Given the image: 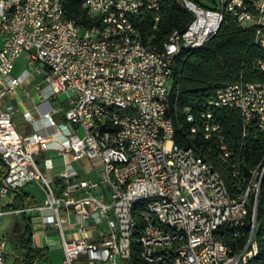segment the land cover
Masks as SVG:
<instances>
[{
	"label": "built area",
	"instance_id": "1",
	"mask_svg": "<svg viewBox=\"0 0 264 264\" xmlns=\"http://www.w3.org/2000/svg\"><path fill=\"white\" fill-rule=\"evenodd\" d=\"M160 1L83 0L82 7L92 18H110L116 25V32H103L95 25L68 28L58 22L53 17L55 0H0V216L49 211L43 224L59 233L62 264H129L124 258L125 232L135 227L127 220V207L137 200H150V208L138 212L145 218L143 237L137 240L142 241L143 259H153L154 264H176L179 259H186V264H248L251 256L259 197L254 184L251 189L238 185L231 195L199 150L171 141V119L161 120V112L168 108L173 56L183 47L204 44L225 18L251 28L255 44L264 49V0H249L248 8H241L238 0H210L213 8L179 0L191 13L190 22L170 43L155 45L142 35L138 21L150 14L155 28ZM133 33H140V43H133ZM23 53L28 64L45 70L47 98L67 94L61 119L55 120L53 108L42 110L38 120L43 126L27 134L17 131L13 107L4 103L22 84V78L12 76V68ZM257 65L264 67L261 62ZM152 94H162L165 104L152 102ZM105 105H114V112H105ZM221 108L240 111L243 136L250 125L264 134V85L239 80L218 88L200 105L198 127L192 129L202 130L207 139L218 135L214 111ZM189 109L184 111L188 114ZM23 117L30 125L37 121L29 112ZM107 139L130 146L131 155L108 149ZM220 148L227 157L225 145ZM47 151L69 153L72 161L99 163L101 183L111 200L103 203L89 193L97 182H69L77 174L69 162L59 172L66 184L63 197H56L53 177L41 172L34 159L35 153ZM112 156H120V163H112ZM107 171H115L121 186L105 182ZM236 173L233 170V177ZM32 182L44 192L42 205L5 211L8 195ZM74 192L81 196H70ZM61 210L66 217L71 211L81 228L87 219L94 224L105 221L102 240L65 239L66 217L60 216ZM224 226L232 246L215 242ZM246 227H253L250 250L241 247V231ZM8 244L0 236V264H10Z\"/></svg>",
	"mask_w": 264,
	"mask_h": 264
},
{
	"label": "trees",
	"instance_id": "2",
	"mask_svg": "<svg viewBox=\"0 0 264 264\" xmlns=\"http://www.w3.org/2000/svg\"><path fill=\"white\" fill-rule=\"evenodd\" d=\"M192 1L203 6L202 1L210 0ZM82 2L83 0H62L63 16L82 28L99 25L98 20L92 18L82 7ZM191 18V13L179 5V0H161L159 21L155 28L151 30L153 18L150 14H145L143 20L138 21V27L143 36L151 38L152 44L160 45L173 31L184 30ZM259 62L264 64V49L255 44L253 30L242 28L227 17L219 30L204 44L193 50L182 49L174 57L172 64V87L167 100L166 117L173 123L174 143L183 147L194 146L199 150L206 162L220 175L231 195L236 193V186L244 183V186L246 185L250 170L264 157V134L250 125L243 136L242 116L235 108L214 111V120L219 124L220 132L209 139L204 137L202 130L191 133L190 128L193 124L198 127L197 110L218 88L239 80L264 85V67H259ZM185 107H190L195 115L194 123L185 119ZM221 144L225 145L229 153L227 157L220 148ZM235 169L237 173L233 177L232 172ZM258 194L254 233L258 242V255L249 264H262L264 261V180ZM20 196L21 202L25 203V195ZM138 209V205L133 209L136 231L132 237L131 263L145 264L140 259V244L137 241L141 228ZM19 217L7 235L8 242L20 248L19 257L13 264H32L44 260L43 252L31 247L29 218L23 213L19 214ZM217 233L219 235L215 236L218 240L232 246L231 234L226 226ZM241 240L243 244L244 238L241 237Z\"/></svg>",
	"mask_w": 264,
	"mask_h": 264
},
{
	"label": "crops",
	"instance_id": "3",
	"mask_svg": "<svg viewBox=\"0 0 264 264\" xmlns=\"http://www.w3.org/2000/svg\"><path fill=\"white\" fill-rule=\"evenodd\" d=\"M24 61L28 64V60L26 56H24ZM16 63V61H15ZM14 63V64H15ZM34 69L31 73L28 70H23L18 74H13L12 68V76L17 78H22V84L18 86L13 93L7 95L4 98L5 105H11L13 107L12 120L20 134H27L32 131L33 128H40L43 126V122L38 120L39 113L42 110H50L51 108L56 110L54 114V118L56 121L61 119V112L66 109L67 104L66 100L63 102H59L55 107H52L48 102V93L49 90L45 86V70L37 64H33ZM43 75L42 84H37L34 87L29 86L32 84L33 79L39 74ZM41 104L40 106L38 104ZM29 112L37 121H35L34 125H30L23 117L24 113ZM35 162L40 169L41 172H48L53 177V189L55 192V196L58 198L63 197V192L65 189V182H63L59 178V172L62 170L64 163L69 162L76 170L77 174L75 177L69 178V182H76L80 179L87 180L89 182H97L99 183L98 187L89 192L91 195L95 196L103 203H107L111 200V195L109 189L101 183V170L102 167L99 163L96 165L93 164L88 159H81L78 161H72L71 155L66 153L64 155L58 154L55 151H47V152H38L34 155ZM47 160L49 161L47 163ZM50 163V167L47 166ZM47 164V166H46ZM21 194L25 195V203L21 202ZM70 196L80 197L81 194L79 192L71 193ZM45 195L44 192L38 187L36 183H28L23 186L17 192H12L8 195V197L4 201L3 207L5 211L15 210L20 206V208H35L42 205L44 201ZM11 202H8V200ZM13 206V207H12ZM13 216V221L11 222V226L4 235L7 238L11 227L14 221H18L20 219L19 214L9 213ZM49 211H32L29 214H25L31 223V235H30V244L34 249L41 250L44 254V260L49 261L53 254L58 253L60 257H62L63 253L59 245V233L56 229L50 227H44L43 217L45 215H49ZM67 212L65 210L60 211V216L66 217ZM63 235L65 239H73V240H86L88 242H97L102 240L101 236L106 232L107 227L105 221H100L97 224H94L91 219H87L85 227L81 228L79 224L76 223L74 214L69 211L68 216L66 217V221L62 226ZM8 240V238H7ZM11 251L13 253L14 259H12ZM20 248L17 245H13L9 242L7 248V254L9 263L13 264L15 259L19 257ZM38 261L33 262L32 264H37Z\"/></svg>",
	"mask_w": 264,
	"mask_h": 264
},
{
	"label": "bare ground",
	"instance_id": "4",
	"mask_svg": "<svg viewBox=\"0 0 264 264\" xmlns=\"http://www.w3.org/2000/svg\"><path fill=\"white\" fill-rule=\"evenodd\" d=\"M238 1L241 5V8H248L249 0H238ZM87 13L90 15L89 12ZM53 17L58 22L68 24V28H82V27L74 25V23L70 22L71 20L69 21L63 16L62 0H55V4L53 5ZM98 22H99V25H95V27H103V32H116V25L114 24V22H110V18H103V19L98 20ZM153 29L154 28H152L151 30ZM176 32L178 31L176 30L173 31L170 34V36L167 38V40H165L162 43H170L171 40H173L174 34H176ZM133 43H140V33H133ZM200 46L201 45L186 46V47H183L182 49L193 50ZM180 51L181 50H178L177 53L173 56V61H174V57ZM172 64L173 63H171V75H172ZM171 85H172V81H171ZM152 102H156L157 104H165V97L162 94H152ZM105 112H114V105H105ZM184 113H185V119L188 122H191V123L195 122V115L191 112L190 109H189L188 114L186 111H184ZM197 116L199 117L198 113H197ZM168 119L169 117L168 118L166 117V111H162L161 120H168ZM171 125H172L171 141L174 142V127H173L172 121H171ZM192 127H196V125L193 124L190 128V132L195 133L196 130H193ZM107 147L108 149H115L117 153L123 154V156L131 155V147L124 143H117L115 139H107ZM112 163H120V156H112ZM252 170H256V176H253ZM252 170H250V176H249V179L247 178L248 181L246 185L244 186V189H251V187L254 184V191H256V194H258L261 182L262 180H264V161H261L259 163L258 169L256 166ZM105 182L107 184H114V186H121V179H117V177L115 176V171H107L105 173ZM137 205L139 207L138 212L143 211L144 209L150 208V200H137L134 203H130L129 206L127 207V220H129L130 222V227H135V229H129L127 230V232H125L124 258L128 261L129 264H133L131 263V244H132V237L136 231V220L134 219V216H133V209ZM138 216H139V219L141 220V228L139 229L138 239H142L143 226H145V218H144L143 213H138ZM245 230L242 229L241 231V237L244 238V242L243 244H241V247H243V250H250L251 243H252V237H253V227H250L249 230L247 231ZM215 242L223 243L222 241L218 240L216 236H215ZM139 244H140V249H142V241H139ZM257 255H258V242L256 241L255 234H254V246L252 247L251 256H248V264L253 258H256ZM139 256H140V259L145 264H154L153 259H143L142 252H140ZM176 264H186V259H179L177 260Z\"/></svg>",
	"mask_w": 264,
	"mask_h": 264
},
{
	"label": "rangeland",
	"instance_id": "5",
	"mask_svg": "<svg viewBox=\"0 0 264 264\" xmlns=\"http://www.w3.org/2000/svg\"><path fill=\"white\" fill-rule=\"evenodd\" d=\"M212 1H214V0H212ZM201 4L203 6L208 7V8L214 7L213 3L210 1H202ZM24 56H25V53L21 54V56L16 60V63L14 64V68H13V74L16 75L23 70H28L30 73L33 70H36V69H34L33 64L32 65L26 64V62L24 61ZM42 78H43V75L41 72V74H39L38 76H36L33 79L32 84L29 86V88L34 87L38 83L43 85ZM66 98H67V94L62 93V94H59L57 96V99H55V100H53L52 98H48V102L51 104L52 107H55L57 103L63 102L64 100H66ZM8 202H11V200L9 199ZM12 221H13V216L9 213H6V214L0 216V235H4L6 232H8V230L11 226L10 224ZM11 253H12V251H11ZM10 257L12 259H14L13 253L11 254ZM62 257H63V255H62ZM62 257H60V255L58 253H55L52 255V257L49 261H46V262L45 261H38L37 264H62ZM81 263L82 264H97L95 262H88V261H84Z\"/></svg>",
	"mask_w": 264,
	"mask_h": 264
}]
</instances>
